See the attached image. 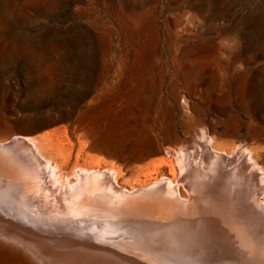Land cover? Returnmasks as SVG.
I'll return each instance as SVG.
<instances>
[{"label":"rangeland","instance_id":"1","mask_svg":"<svg viewBox=\"0 0 264 264\" xmlns=\"http://www.w3.org/2000/svg\"><path fill=\"white\" fill-rule=\"evenodd\" d=\"M194 130L264 155V0H0L1 140L59 134L131 189Z\"/></svg>","mask_w":264,"mask_h":264},{"label":"bare ground","instance_id":"2","mask_svg":"<svg viewBox=\"0 0 264 264\" xmlns=\"http://www.w3.org/2000/svg\"><path fill=\"white\" fill-rule=\"evenodd\" d=\"M14 136L0 139V264H264L259 149L240 141L226 152L205 135L127 189L101 156L68 169L59 134L54 144L52 133Z\"/></svg>","mask_w":264,"mask_h":264}]
</instances>
